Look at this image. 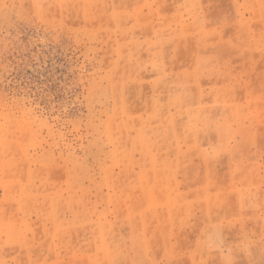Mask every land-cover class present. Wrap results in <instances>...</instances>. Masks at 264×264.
I'll list each match as a JSON object with an SVG mask.
<instances>
[{"label":"rangeland","instance_id":"obj_1","mask_svg":"<svg viewBox=\"0 0 264 264\" xmlns=\"http://www.w3.org/2000/svg\"><path fill=\"white\" fill-rule=\"evenodd\" d=\"M0 264H264V0H0Z\"/></svg>","mask_w":264,"mask_h":264}]
</instances>
